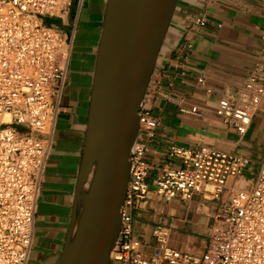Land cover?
<instances>
[{
    "label": "crops",
    "instance_id": "crops-1",
    "mask_svg": "<svg viewBox=\"0 0 264 264\" xmlns=\"http://www.w3.org/2000/svg\"><path fill=\"white\" fill-rule=\"evenodd\" d=\"M105 9L106 0L81 1L28 264H57L65 244ZM252 74L264 84V0H179L153 74V93L145 103L160 120L154 137L146 142L150 190L130 210L134 236L146 255L158 247L154 234L158 227L167 234L171 248L203 252L220 205V200H207L202 194L187 201L158 195L155 181L160 169L181 164L170 156L172 146L212 148L247 158L244 173L231 183L238 189L252 188L264 161V95L245 134L216 114L218 101L238 97ZM195 107L198 112L193 113Z\"/></svg>",
    "mask_w": 264,
    "mask_h": 264
},
{
    "label": "built area",
    "instance_id": "built-area-1",
    "mask_svg": "<svg viewBox=\"0 0 264 264\" xmlns=\"http://www.w3.org/2000/svg\"><path fill=\"white\" fill-rule=\"evenodd\" d=\"M81 1L0 0V264L29 263L40 187L68 80ZM45 18L61 24L47 25ZM152 84L151 80L139 113L140 133L130 157L113 264H264V161L252 188L238 189L231 182L242 176L248 159L212 148L172 146L169 154L181 164L164 166L155 181L156 192L166 200L187 201L196 194L220 200L205 250L173 249L158 227L155 253L142 251L130 210L150 190L146 142L160 126L145 107ZM263 95L262 78L252 74L238 97L218 101L216 114L245 134ZM192 111L198 112L196 107Z\"/></svg>",
    "mask_w": 264,
    "mask_h": 264
},
{
    "label": "water",
    "instance_id": "water-1",
    "mask_svg": "<svg viewBox=\"0 0 264 264\" xmlns=\"http://www.w3.org/2000/svg\"><path fill=\"white\" fill-rule=\"evenodd\" d=\"M178 1L106 0L77 188L57 264H113L139 113Z\"/></svg>",
    "mask_w": 264,
    "mask_h": 264
},
{
    "label": "rangeland",
    "instance_id": "rangeland-1",
    "mask_svg": "<svg viewBox=\"0 0 264 264\" xmlns=\"http://www.w3.org/2000/svg\"><path fill=\"white\" fill-rule=\"evenodd\" d=\"M45 23L50 26H59L61 24L60 21L52 18H45Z\"/></svg>",
    "mask_w": 264,
    "mask_h": 264
}]
</instances>
